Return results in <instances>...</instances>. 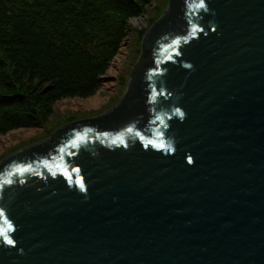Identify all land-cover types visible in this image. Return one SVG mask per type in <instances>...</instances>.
Listing matches in <instances>:
<instances>
[{
	"label": "water",
	"instance_id": "obj_1",
	"mask_svg": "<svg viewBox=\"0 0 264 264\" xmlns=\"http://www.w3.org/2000/svg\"><path fill=\"white\" fill-rule=\"evenodd\" d=\"M163 14L116 105L0 162V264H264V0Z\"/></svg>",
	"mask_w": 264,
	"mask_h": 264
},
{
	"label": "trees",
	"instance_id": "obj_2",
	"mask_svg": "<svg viewBox=\"0 0 264 264\" xmlns=\"http://www.w3.org/2000/svg\"><path fill=\"white\" fill-rule=\"evenodd\" d=\"M144 2L147 0H143ZM24 10L15 17L7 32L0 26V48L5 45L12 53L9 59L14 67L10 72L0 59V131L11 128L40 126V115L36 96L25 88L23 82L15 83L12 77L37 75L38 79L54 80L66 77L75 79L81 71L85 75L106 69L108 61L115 54L126 30V19L142 12L138 0H13ZM3 16H9L2 7ZM9 20L10 17H9ZM54 61L59 65L54 66ZM18 72L15 74L16 70ZM15 74V75H14ZM77 80V79H75ZM100 75L90 74L85 93L98 88ZM55 82L42 94L47 101L64 95L74 96L63 86L54 92ZM82 91L79 93L82 94ZM45 108V111H49Z\"/></svg>",
	"mask_w": 264,
	"mask_h": 264
},
{
	"label": "rangeland",
	"instance_id": "obj_3",
	"mask_svg": "<svg viewBox=\"0 0 264 264\" xmlns=\"http://www.w3.org/2000/svg\"><path fill=\"white\" fill-rule=\"evenodd\" d=\"M13 0H0V9L4 7L7 10L9 16H3L5 20L0 18V26L5 27L6 31L11 33L8 29L13 25L15 17L22 15L24 10L16 5L12 4ZM142 6V12L130 18L126 19V30L121 38L118 48L108 61V66L103 69L101 73L97 70H91L92 72L85 75L83 71L79 75H74L73 80L71 78L58 79L59 72L54 80L55 87L54 92L63 90V86L70 89L74 96L64 95L53 99L51 102L47 101L42 95L47 90L46 87L50 86L51 81L38 79L37 75H31V79H27V76H18V79L12 77L16 84L23 82L25 88L31 91L32 96H36V93L40 92V95L36 96L38 100L37 107L40 115V126H30L11 128L4 131H0V162L7 158V156L18 152L21 148L29 146L32 143L41 141V139L49 138L50 134L64 126L67 123H73L77 120H86L87 118H94L100 113L110 109L116 105L122 98L123 93L127 89L128 80L132 68L138 63L137 61L143 54L142 42L146 31L159 20L164 14L163 12L169 6V0H138ZM3 15L1 11L0 17ZM9 17L11 20H9ZM134 18H137L135 20ZM6 45V44H5ZM5 45L0 48V59L4 57L6 64L4 69L11 73V71L17 67H14L12 60L9 59V54L13 52L7 49ZM54 67L59 65L54 61ZM18 72L16 70L15 74ZM97 73L100 75V83L98 88L93 92L85 93L82 91L88 85V77L90 74ZM14 74V75H15ZM0 91H5L0 87ZM82 91V94L79 93ZM100 96L101 100L97 106H91L90 100ZM85 102L89 107H85ZM45 108H49V111H45Z\"/></svg>",
	"mask_w": 264,
	"mask_h": 264
},
{
	"label": "snow or ice",
	"instance_id": "obj_4",
	"mask_svg": "<svg viewBox=\"0 0 264 264\" xmlns=\"http://www.w3.org/2000/svg\"><path fill=\"white\" fill-rule=\"evenodd\" d=\"M195 33H193V35H194ZM178 111V110H177ZM180 115L182 116L183 114L182 113H180ZM74 171H79L78 169H75ZM78 183H79V187L83 190L84 189V187H85V185H84V183L82 182V181H77ZM7 242L9 243V244H12L13 243V240L12 239H8L7 240Z\"/></svg>",
	"mask_w": 264,
	"mask_h": 264
},
{
	"label": "crops",
	"instance_id": "obj_5",
	"mask_svg": "<svg viewBox=\"0 0 264 264\" xmlns=\"http://www.w3.org/2000/svg\"><path fill=\"white\" fill-rule=\"evenodd\" d=\"M98 98H99V99H98ZM96 99H98V103L95 102ZM100 100H101V98H100V96H98L97 98H94V99L90 100V105H91V106H97V105L99 104ZM85 107H89V106L86 104V102H85Z\"/></svg>",
	"mask_w": 264,
	"mask_h": 264
},
{
	"label": "bare ground",
	"instance_id": "obj_6",
	"mask_svg": "<svg viewBox=\"0 0 264 264\" xmlns=\"http://www.w3.org/2000/svg\"><path fill=\"white\" fill-rule=\"evenodd\" d=\"M99 99V98H98ZM98 99L95 100L96 103H98Z\"/></svg>",
	"mask_w": 264,
	"mask_h": 264
},
{
	"label": "built area",
	"instance_id": "obj_7",
	"mask_svg": "<svg viewBox=\"0 0 264 264\" xmlns=\"http://www.w3.org/2000/svg\"><path fill=\"white\" fill-rule=\"evenodd\" d=\"M135 20H137V18H134Z\"/></svg>",
	"mask_w": 264,
	"mask_h": 264
}]
</instances>
